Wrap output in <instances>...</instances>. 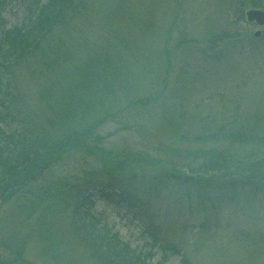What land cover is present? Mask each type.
<instances>
[{"label": "rangeland", "instance_id": "374dc122", "mask_svg": "<svg viewBox=\"0 0 264 264\" xmlns=\"http://www.w3.org/2000/svg\"><path fill=\"white\" fill-rule=\"evenodd\" d=\"M70 5L33 53L0 55V264H128L117 234L155 264L137 212L190 264H264V23L245 17L264 0Z\"/></svg>", "mask_w": 264, "mask_h": 264}, {"label": "trees", "instance_id": "16d2710c", "mask_svg": "<svg viewBox=\"0 0 264 264\" xmlns=\"http://www.w3.org/2000/svg\"><path fill=\"white\" fill-rule=\"evenodd\" d=\"M48 0L47 3L43 5L37 6L39 7L31 11L32 16L28 17V21L30 24H33L31 29L27 32L25 31L26 27H20L14 29V32L8 33L5 39V43L8 44L9 47L5 49L0 48V55H8L17 56V60L24 59V57L34 52V49L37 47V44L40 40V37L48 32L52 31V29L57 26V23L61 22V17L63 15V8L71 11V5L73 0ZM37 5V3H34ZM48 9V11H47ZM37 10V11H36ZM48 24V25H47ZM50 24V25H49ZM33 30L38 32V34H34ZM34 45V46H32ZM10 50V52H8ZM15 99H10L7 103H15ZM14 109V108H13ZM20 114L19 108L16 106L12 115L17 117ZM109 253V259L113 261L118 257V254L112 250L107 251ZM127 256V254H126Z\"/></svg>", "mask_w": 264, "mask_h": 264}, {"label": "water", "instance_id": "95a60500", "mask_svg": "<svg viewBox=\"0 0 264 264\" xmlns=\"http://www.w3.org/2000/svg\"><path fill=\"white\" fill-rule=\"evenodd\" d=\"M263 15H264L263 12L255 11V10H254V11H249V12H248V17H249V19L254 18V19H256L259 23L262 22Z\"/></svg>", "mask_w": 264, "mask_h": 264}]
</instances>
